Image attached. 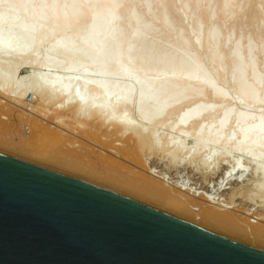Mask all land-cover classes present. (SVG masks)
Wrapping results in <instances>:
<instances>
[{"label":"bare ground","instance_id":"6f19581e","mask_svg":"<svg viewBox=\"0 0 264 264\" xmlns=\"http://www.w3.org/2000/svg\"><path fill=\"white\" fill-rule=\"evenodd\" d=\"M43 62L42 74L19 82L1 77L0 92L51 120L68 117L72 132L110 154L47 128L37 139L14 142L24 124L34 128L38 120L19 113L13 127L1 117L13 109L0 101L2 142L264 247V224L248 211L240 215L219 197L167 185L144 159L165 151L173 165L191 167L198 159L209 168V155L198 153L211 144L213 160L235 150L264 162V113L257 109L264 108V0H0V63L14 71ZM227 81L232 93L220 85ZM240 101L245 104L236 109ZM157 126L185 131L194 148L178 157L181 143L170 144ZM261 165L251 173L264 176Z\"/></svg>","mask_w":264,"mask_h":264},{"label":"water","instance_id":"95a60500","mask_svg":"<svg viewBox=\"0 0 264 264\" xmlns=\"http://www.w3.org/2000/svg\"><path fill=\"white\" fill-rule=\"evenodd\" d=\"M0 264H264V250L0 153Z\"/></svg>","mask_w":264,"mask_h":264},{"label":"rangeland","instance_id":"374dc122","mask_svg":"<svg viewBox=\"0 0 264 264\" xmlns=\"http://www.w3.org/2000/svg\"><path fill=\"white\" fill-rule=\"evenodd\" d=\"M44 64L45 63L43 62V65H27V66H23V67L13 71L12 69L8 68L6 63H0V78L1 77L8 78V77L12 76V78L15 82H19L20 80L28 77L29 75L42 74L44 72ZM235 66H237V63H235ZM50 69H49L50 72L55 73L54 69H53V71H52V68H50ZM220 85H223L227 90H229L232 93V91H233L232 83L227 81L224 83H220ZM29 94H31V93H29ZM30 96H32V95H29V97ZM0 101L2 102V104H5V105L9 106V108L13 109V112L6 113V114L4 113L1 116L3 119L6 118V120H4V121H6L7 124L11 125L14 123L13 127H16V124H17L16 116H17V114L24 112L25 114L30 115L33 118H35L36 120H38V123L42 122L41 124L44 126L42 130L38 129L39 130L38 131V130H36L39 127V126H37L38 123H37L36 127H34V128L30 124H24L23 127H21L22 129H20V133L18 135L13 136L14 142H18V140L24 139L25 137L37 139L39 137L40 133L45 132L43 130H46L45 128H47L50 130L51 129L57 130V132H60L61 137H64L65 134H67L69 136H74L78 140V142L75 144L76 146L82 144V145L89 146L88 148H93L96 152H101L102 154L103 153L110 154V152L108 150L101 148L96 143H94V142L90 141L88 138H86V136H80L76 132H74V131L72 132L68 127V124L70 125V122H69L70 120H68V117L67 118L65 117L64 121H61L62 119L61 120L59 119L58 122H57V120H55V121L51 120L48 117H45V115L42 116L40 113H37L38 111L30 109L29 106H26L24 104H20V103L14 101L13 99L3 95L1 92H0ZM30 102L32 104H34L35 100L33 98H31ZM232 102H234L233 97H232ZM244 104H245L244 101H240L239 103H234V106L236 105L235 106L236 109H241L244 106ZM257 109L259 110V112L264 113V108L259 107ZM128 116L130 118H134V115L132 113H129ZM65 122H66L67 126L64 125ZM159 127H161V126L155 127L156 131L159 133H162V131H163L164 135L168 134V137L170 139V144H172L173 141L181 143V149H179L180 155L178 157H181V156H184V154H187L188 152L186 150H188L189 147L194 148V144L196 143V142H194L195 140L192 138V136H189V135L186 136L185 131L176 130V129L170 130L169 128H166V127L164 128V126L161 128H159ZM173 130L174 131L176 130V132H173ZM62 133H64V135ZM160 140H161V138H160ZM10 141H11V139H10ZM13 146H14V144L13 145L10 144L8 139L7 140L3 139V142L0 139V153L11 155V156H14V157H17V158H20V159H23V160H26V161L47 167V168H50L52 170L73 176L75 178L82 179V180L100 185L102 187L108 188L110 190L124 194L128 197H131L135 200L143 202V203L150 205L152 207H155L157 209L163 210L159 207H156L153 204H150L146 201L141 200L140 198H137L135 196H131L129 194L121 192L120 190H117L116 188L112 189L111 187H107L106 185L102 184L100 182V180L98 181L95 179H91L88 175H85L81 172H77L75 170L73 171V170H70L68 167L58 166V165L51 163V162L49 163V161H46L48 159L41 160V159L35 158L34 156L33 157L29 156V155H33V154H31V153L27 154L25 152L23 153L19 150H16V148ZM76 148L78 150V147H76ZM206 148H207V151H205ZM213 148H214V150H216L214 146L212 147L211 144H207L201 150L198 149V150H200L198 154H200V152H202L201 153L202 156L208 157V155H209L208 160L211 161L209 168L205 167V166H204L205 167L204 168L200 163H198L199 162L198 159H194L191 162L192 163L191 167L187 166V165L185 166L181 163L180 164L176 163L175 165H173V163H170V161H168L167 155L165 154L166 153L165 151L162 152V154L159 153V155L157 154L155 156L150 155L148 157V155H147V156H145L144 159L146 160V164L151 167L153 175H155L157 177H163L165 184H167V182H168L167 185H169V184H180L184 187H187V188L189 187L194 192L203 193L205 195L215 197V198L219 197V201L221 202V204H223L225 206L227 205V207H230L229 210L233 209L237 214H240V215H242V212L248 211V213L251 214L249 216H252L250 218L251 220L260 222L261 224H264V221L261 220L262 216L259 215V214L264 215V211L262 209H260L261 208L260 207L261 202H264L263 201L264 200L263 199L264 194H261V190L264 189L263 188L264 176L259 175L260 173L258 174L256 172L251 173V170L253 169L254 166H256V165L260 166V164H262L261 166H264V162L262 160H260V161H257L258 162V164H257V162L255 163V162L249 160L244 153L238 152L235 150H226V151H224L225 153H223V155L221 154L222 155L221 157L213 160V157L210 155V153L212 154ZM208 152H210V153H208ZM254 163H255V165H254ZM195 164H197V165H195ZM199 165L203 168L201 169V167ZM234 166H236V167H234ZM134 168L136 170L143 172L138 167H134ZM238 168L243 169L244 171L236 173ZM204 171H206V172H204ZM229 171H231V172H229ZM241 174H242V176H241ZM228 176H230V177H228ZM258 186L259 187L261 186V187L259 188ZM257 189H259V190L257 191ZM262 193H264V191H262ZM198 199L200 201H202V199L200 197ZM246 201H248V202H246ZM165 212H167V211H165ZM205 229H208V228H205ZM208 230L211 231V229H208ZM213 232H215V231H213ZM217 233H219V232H217ZM220 235H223L227 238L233 239V237L231 238L230 236H227V235L222 234V233ZM233 240L244 243L246 245H249V246H252L255 248H259V249L264 250V247L258 246V245L253 244V243H247L246 241H243V240L242 241L241 240L239 241L236 239H233Z\"/></svg>","mask_w":264,"mask_h":264}]
</instances>
